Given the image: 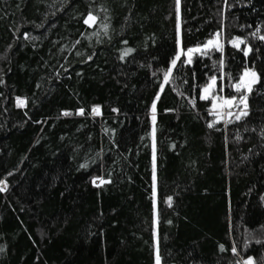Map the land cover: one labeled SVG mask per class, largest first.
<instances>
[{
    "label": "trees",
    "instance_id": "trees-1",
    "mask_svg": "<svg viewBox=\"0 0 264 264\" xmlns=\"http://www.w3.org/2000/svg\"><path fill=\"white\" fill-rule=\"evenodd\" d=\"M261 36L264 0H0V264H264Z\"/></svg>",
    "mask_w": 264,
    "mask_h": 264
},
{
    "label": "snow or ice",
    "instance_id": "snow-or-ice-1",
    "mask_svg": "<svg viewBox=\"0 0 264 264\" xmlns=\"http://www.w3.org/2000/svg\"><path fill=\"white\" fill-rule=\"evenodd\" d=\"M177 2V6H179L180 0H176ZM97 18L95 16H93L92 14H89L88 17L85 20L86 24H94L96 22ZM106 29V25L104 26ZM217 37L220 35L219 33L216 34ZM27 38V37H25ZM260 39L264 40V36H261ZM244 41L243 40H239V38H237L236 40L232 41V44L234 47H239L240 44H243ZM213 47L216 48L217 50L222 51V46L219 44L218 41H213V40H209L206 44H204L202 47H197V48H189L187 49L186 52H184V50H181V53L177 55V57L172 61V68L175 67L176 65V61L180 59V55H186L187 56V63H191V54L195 53V52H202V54H206V51L209 49V47ZM130 51V50H128ZM249 51H251V49L249 48ZM127 51L125 52V55H127ZM248 52H245V55H247ZM220 65L221 67H223V61H220ZM171 75V68L169 69V71L167 73H165L164 76V82L167 83L168 82V78ZM222 78V77H221ZM259 81V75L258 73L254 70V69H246L244 71V73L242 74V76L239 78L238 82H236L233 87L235 89L236 92L238 93H242V95H240L239 97L237 96H231V97H223L221 95L218 94V90L216 88L217 85V78L215 76H213L211 78V83L206 86L203 89V94L201 95V99L203 100H208L211 99L212 100V114L214 116L217 117V122H219V119L223 118V117H232L233 115H235V120L239 121L242 117L247 116L248 112H247V98H248V94L252 91V86L257 83ZM219 91H222V87L219 89ZM159 97H157L158 99ZM18 102L20 104H23V101H19L18 98ZM191 103L193 104V106L195 105V100H191ZM153 111H155V103L153 104ZM236 109V112H233V109ZM95 113H99V109L98 108H94L92 110ZM65 115H68L69 113H64ZM81 115H83V110L80 111ZM153 122H154V118H153ZM227 122H232L231 120L227 121ZM212 124H209V127H212ZM155 137V127H153V138ZM153 162H155V144H153ZM154 172H155V168H154ZM154 179H155V175H154ZM95 182V181H94ZM105 181L101 180V183H104ZM3 182H0V184H2ZM6 190V186L5 187H0V191H4ZM171 201V197H169V202ZM223 250V249H222ZM232 252L233 254H237V249L235 247L232 248ZM156 262L157 264H160V257L159 254L157 253L156 256ZM244 264H254L253 259L250 257L247 261L244 262Z\"/></svg>",
    "mask_w": 264,
    "mask_h": 264
},
{
    "label": "rangeland",
    "instance_id": "rangeland-1",
    "mask_svg": "<svg viewBox=\"0 0 264 264\" xmlns=\"http://www.w3.org/2000/svg\"><path fill=\"white\" fill-rule=\"evenodd\" d=\"M89 15V14H88ZM88 15H87V17H88ZM86 20V19H85ZM209 40H213V41H218L219 42V44H220V40H219V37H217V35H214V37L213 38H211V39H209ZM209 40H207L206 42H204V43H202L201 45H196V46H191L190 48H197V47H202L204 44H206ZM221 45V44H220ZM177 46H178V51H177V53H176V56L174 57V58H176L177 57V55L178 54H180L181 53V50H182V47L180 46V35H179V40H178V43H177ZM211 47V46H210ZM209 47V48H210ZM189 49V48H188ZM187 51V49L186 50H184V52H186ZM195 53H200V52H195ZM195 53H193V54H191V60L193 59V55L195 54ZM185 57H186V61H187V56L185 55ZM174 60V59H173ZM173 60H171V62H170V64H169V67H168V69H167V71H166V73L169 71V69L170 68H172V61ZM246 69H254V68H252V67H247V68H244V70L242 71V73H241V75H240V77L242 76V74L244 73V71L246 70ZM172 70V69H171ZM255 70V69H254ZM256 71V70H255ZM164 76H165V74H164ZM239 77V78H240ZM212 78V77H211ZM211 78H210V81L206 84V85H204V87L201 89V95L203 94V89L206 87V86H208L210 83H211ZM239 80V79H238ZM238 82V81H237ZM165 84V82H164V77H163V85ZM218 94L219 95H221V96H223V97H226L221 91H218ZM242 95V94H241ZM240 96V95H239ZM239 96H237V97H239ZM17 100H18V98H17ZM19 101H24V99H21V98H19ZM153 105V104H152ZM210 111H211V113H212V105H211V109H210ZM233 112L235 113L236 112V109L234 108L233 109ZM216 117V116H215ZM216 119H217V117H216ZM223 121H227L228 119H229V117H223V118H221ZM152 129H151V139H152V147H153V144L155 143V139L153 138V124H152ZM152 162H153V156H152ZM154 168H155V162H153V171H152V173H153V176H152V185H153V190H152V194H153V196L155 195V185H154V181H155V179H154V175L156 174L155 172H154ZM95 183H100L101 182V179L100 178H95ZM0 187H4V184H0ZM156 196H154L153 197V208H154V212H153V219H154V221H156V207H155V203H156ZM157 234H156V231H155V234H154V253H155V258H154V264H157V262H156V256H157V252H156V247H157Z\"/></svg>",
    "mask_w": 264,
    "mask_h": 264
},
{
    "label": "water",
    "instance_id": "water-1",
    "mask_svg": "<svg viewBox=\"0 0 264 264\" xmlns=\"http://www.w3.org/2000/svg\"><path fill=\"white\" fill-rule=\"evenodd\" d=\"M81 111V110H80ZM80 111H78V113H80Z\"/></svg>",
    "mask_w": 264,
    "mask_h": 264
}]
</instances>
